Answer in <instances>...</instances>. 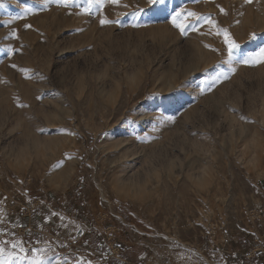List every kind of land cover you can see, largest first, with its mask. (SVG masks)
I'll list each match as a JSON object with an SVG mask.
<instances>
[{"label":"rangeland","instance_id":"rangeland-1","mask_svg":"<svg viewBox=\"0 0 264 264\" xmlns=\"http://www.w3.org/2000/svg\"><path fill=\"white\" fill-rule=\"evenodd\" d=\"M88 7L0 4V264L253 263L264 59L243 61L264 49V0ZM21 208L43 223L29 237ZM106 222L107 250L85 249Z\"/></svg>","mask_w":264,"mask_h":264},{"label":"crops","instance_id":"crops-1","mask_svg":"<svg viewBox=\"0 0 264 264\" xmlns=\"http://www.w3.org/2000/svg\"><path fill=\"white\" fill-rule=\"evenodd\" d=\"M119 214H120V216L122 215V213H119ZM37 215L36 214L33 215L30 212L27 213L25 210H23L21 208L11 218L12 220L14 219L11 222V224L15 223L17 225H21V224L24 225L25 226L24 236L29 237V235H30V233H32V231H40V229H41L40 227L43 224V223L37 221V219H36ZM115 217H118V216H115ZM106 223L107 224H104V226L99 225V223L92 224V226H91L92 230L91 231L87 230L88 232L85 236L86 242L80 243L81 245L83 244L86 246V248L85 247H83V248H85L87 250H91L92 252L98 253V254L100 253L99 251L101 249H104V251L107 250V248H105V240L107 238L105 233L107 231V227L108 226L112 227V226H111V222H106ZM121 231L124 235H126L128 233V230L126 228H122ZM109 233H110V231H109ZM22 239H24V237H22ZM5 241L6 240L0 234V244L2 242H5ZM26 243H29V239L26 240ZM126 243H128V241L125 240V244ZM128 245L129 246H123L122 255L128 259L133 258L135 261L133 263H136V260L139 259V257L137 255L130 257V254H128L129 250H134V249H136V247L131 246L132 244H128ZM101 255H103V253H101ZM249 257H251V256L247 255V258H249ZM252 261H253V263H251V264H255L259 261L261 262V263L259 262V264H264V253L258 252L256 255V258H253ZM248 264H250V263H248Z\"/></svg>","mask_w":264,"mask_h":264},{"label":"snow or ice","instance_id":"snow-or-ice-1","mask_svg":"<svg viewBox=\"0 0 264 264\" xmlns=\"http://www.w3.org/2000/svg\"><path fill=\"white\" fill-rule=\"evenodd\" d=\"M48 2H49V0H42V3H45V4H46V3H48ZM56 2H57V3H63V4H65V5H67L68 0H56ZM110 2L113 3V4H117V3H119V0H110ZM2 3H3V0H0V4H2ZM88 3H89V7L84 9L86 12H90V11H91V3H92V0H88ZM28 11H31V10L29 9ZM177 15H179V14H177ZM190 15H192V16H196L197 14H196V13H190ZM100 23H101V24L111 23V21L106 20V19H102V20L100 21ZM172 23H173V25H174L175 27L180 28V30H181L182 32L184 31V26H183L182 24H180V23H177L176 16L173 17V19H172ZM226 43L229 44V55L231 56L232 51H233L236 47H238V45L235 44V42L230 41V40H227V39H226ZM261 59H264V49L261 50V52H260V54H259V58L255 59V60H244L243 62H244V63H259ZM13 67H15V65H13ZM233 71H235V69H233ZM217 79H218V78H217ZM13 247H15V245H13ZM0 251H3V250L0 249ZM33 264H42V261L39 260V259H37V260H34V261H33Z\"/></svg>","mask_w":264,"mask_h":264},{"label":"built area","instance_id":"built-area-1","mask_svg":"<svg viewBox=\"0 0 264 264\" xmlns=\"http://www.w3.org/2000/svg\"><path fill=\"white\" fill-rule=\"evenodd\" d=\"M85 234V232L83 231V230H81L80 232H79V235L80 236H82V235H84Z\"/></svg>","mask_w":264,"mask_h":264}]
</instances>
